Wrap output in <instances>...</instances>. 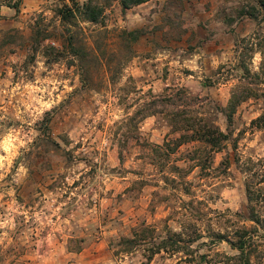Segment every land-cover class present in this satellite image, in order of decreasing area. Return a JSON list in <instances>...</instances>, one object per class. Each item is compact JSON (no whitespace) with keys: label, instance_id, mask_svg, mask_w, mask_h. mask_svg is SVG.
Segmentation results:
<instances>
[{"label":"rangeland","instance_id":"obj_1","mask_svg":"<svg viewBox=\"0 0 264 264\" xmlns=\"http://www.w3.org/2000/svg\"><path fill=\"white\" fill-rule=\"evenodd\" d=\"M249 1L114 0L104 23L65 27L56 10L73 0H0V264H245L225 237L256 225L248 187L264 217V97L229 129L221 109L249 83L243 65L264 93V21L241 15ZM185 104L231 134L205 169L189 158L198 142L158 149L180 136L171 113ZM170 231L181 251L149 258ZM254 235L251 264H264V227Z\"/></svg>","mask_w":264,"mask_h":264},{"label":"trees","instance_id":"obj_2","mask_svg":"<svg viewBox=\"0 0 264 264\" xmlns=\"http://www.w3.org/2000/svg\"><path fill=\"white\" fill-rule=\"evenodd\" d=\"M114 0H87L83 3L73 0L72 4L63 3L59 8H57L56 13L61 18L63 25L66 27L68 24H77L78 21L90 22L93 24L104 23L105 19V10L112 4ZM122 9L127 10L134 6L143 4L149 0H118ZM18 5L16 6V8ZM242 16H248L252 20H255L258 23L264 21V0H250L248 4L242 7L241 10ZM67 32L70 34V49L76 56H79L81 59L87 54L84 50L82 44L74 45L75 36L72 34V31L67 27ZM142 30L136 29L130 32H127V36L132 42H137L140 39ZM33 39H36V42H39L35 36ZM260 52L262 53V63H261V73L264 78V40L258 43ZM49 50H56L54 47L47 48ZM253 50V49H252ZM243 74L249 83H255L251 80L252 76L258 79L261 77L260 73H252L250 69L243 65ZM247 83V84H249ZM245 83L236 86L232 92L231 97L225 107L221 109V112L225 115L228 122V129L233 124V117L238 108V106L253 97L263 96L253 88L251 85ZM171 101V99H168ZM188 104H185L184 108L179 110L172 111V127L174 132H180L178 138L172 139L171 141H165L163 148L158 147L159 150L166 149L165 152L156 150V153H163L169 156L170 153L175 152L182 144L189 142H198V147H196L192 153H189V158L194 162V166H200L201 169H205V166H209L212 161L213 154L216 152H221L226 148L227 142L231 139L230 132L227 133L221 129L210 117L204 116H192L191 111L188 107ZM258 123L261 127H264V113L254 121ZM229 156L225 155L221 164L217 169H227L229 168ZM193 166V167H194ZM178 169V168H177ZM248 218L249 220L256 223L255 226L247 229L246 226L241 227L236 230V239H227L228 242L232 245L233 248L239 251L238 258L243 260L245 264H251V258L258 250V244L254 241V233L258 232V227H264V217H262L258 211V196L255 195V190L248 187ZM242 217V214L240 215ZM142 232H149L151 228L147 225L140 227ZM254 231V232H252ZM135 237L125 238L124 242L129 246L133 247L138 242L137 230H134ZM252 232V233H251ZM218 241L224 239V235H217ZM182 234L180 232L170 231L166 237L161 238L159 241L152 240V246L149 247L150 254L149 258H152L155 254L161 251H174L179 252L183 246L181 245ZM128 247V248H129Z\"/></svg>","mask_w":264,"mask_h":264}]
</instances>
